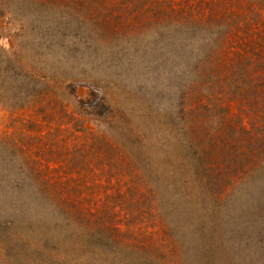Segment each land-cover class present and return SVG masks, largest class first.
Instances as JSON below:
<instances>
[{"label": "rangeland", "instance_id": "1", "mask_svg": "<svg viewBox=\"0 0 264 264\" xmlns=\"http://www.w3.org/2000/svg\"><path fill=\"white\" fill-rule=\"evenodd\" d=\"M177 1V7L189 12L196 11V6H202L204 0ZM21 4L13 7L16 12L13 14L2 10L5 16L0 18L1 23L9 28V43L0 45V195L9 196L7 199H10H1L0 220L10 219L11 222L7 223L14 236L12 242L7 240L8 226L6 222H1L0 248L5 245L6 253L9 251L15 255V264H33L41 260L49 264H139L145 258L138 259L134 252L143 247L152 250V256L157 260L174 264V251L181 246L179 238L185 237L188 242L190 238L192 242L194 240L195 236L189 232L193 229L192 224L197 222L199 213L198 209L195 211L194 184L182 185L186 193L183 196L179 193L182 181L188 178L183 176L186 174V167L181 159L177 138L187 132L185 125L190 120L188 106L194 108L191 111L197 116L200 115V101L202 105H212L213 108L217 106L216 111L220 113L218 119L206 114L208 122L215 120L216 125L221 123V118L238 125V116L245 119L249 126L250 120L255 119L258 123L264 117V85H261L264 76L251 73L248 78L253 76L252 83L249 84V79L248 83H244L241 81V65L230 66L238 55L236 51L247 54L249 48L245 44L240 48L237 37L231 35L228 43L224 40V44H229L230 47L221 46L222 49L214 56V68L211 66L201 79L200 69L196 71L188 68L186 70L189 71H182L180 75L173 74V70L166 74L155 70L154 74L150 69L149 75H155L160 89L164 91L165 86L171 88L173 83L178 88L173 89L174 93L167 97L169 103L161 108L155 106L162 116L155 115L152 118L147 107L144 110L142 105L123 99L122 93L108 91L98 85L108 84V75L119 76V71L121 75L118 64H124L125 54L109 49L114 50L115 45L123 50L129 45L137 48V45L130 43L135 38L124 36L123 33H127L131 27L143 28L147 25L146 18L152 12L145 10L144 13L135 11L126 15H112L105 9L103 18L98 17L104 22L103 27L106 29L102 30L103 41L108 39L106 46L99 45L100 39L90 33L92 27H97V23H85L86 30H90L83 35V39L88 41L86 44L81 43L80 36L74 40V31H69V38H64L63 47L50 52L46 46L32 45L27 37L23 38L26 24L31 20L43 21L44 17L41 13L27 16L25 4L19 10ZM224 5L215 16L228 11L230 5H227L228 8H224ZM3 6L8 8V4L5 5L0 0V9ZM32 7L35 11L46 8L40 4ZM56 7L60 9L54 10V15L49 19L45 17L47 24L52 27L61 21L58 23L60 26L64 18L71 24V18L63 15V9L66 8L59 4ZM72 25L75 28L76 24ZM116 30L121 35H117ZM263 37L264 30L258 37L260 42ZM163 54L168 53L157 52L156 56L153 55L154 62L160 63L156 64V68L172 64V61L167 63ZM169 54L177 65L184 68L189 62L190 67V50L178 48L171 50ZM54 63L61 69L66 81L86 77L83 81L89 82V85L78 82L70 92L61 91L64 86L58 89L54 81H47L48 78L45 77L46 74L56 73ZM32 73L41 77L33 78ZM156 84L152 83L150 89L156 87ZM108 100L113 103H107ZM156 100L161 102L159 97ZM154 101L153 99L151 103ZM255 102L259 103L258 109L252 105ZM102 103L110 109L114 107L113 113L117 115L125 113L117 117L112 127L104 123L105 119L107 122V113L97 114L94 111ZM222 104L229 107V114L222 111ZM128 107L133 110L129 112ZM206 111L208 110L204 109L202 113L205 115ZM225 114L227 118L223 117ZM48 122L61 127L47 133ZM125 122L131 132L144 135V138L152 135L156 141L142 144L149 145L148 152L153 151L155 161H162L150 170L149 185L148 181L145 184L138 177L140 168L136 167L139 162L136 149L141 151V148H134L131 143H120L117 137L118 130L128 129ZM192 124L191 120L189 126ZM151 128L156 130L145 133ZM160 128L166 131L160 132ZM188 132L194 137L200 136V126L197 130L189 129ZM74 141L82 150L80 159L73 157L71 148ZM5 147L8 152H4ZM53 148L57 151L51 152ZM6 166H11V170L5 169ZM24 167L28 168L25 171L20 169ZM1 168H4L3 171ZM15 170L16 175L7 178ZM35 173L36 176L33 175ZM178 177L181 183L176 181ZM16 184L20 189L14 187ZM188 194L191 196L188 197ZM17 195L20 198L16 200V208L12 201ZM9 203L16 209L8 208ZM162 205L165 212L159 213L158 208ZM83 213L87 214L92 224L90 218H94V214L97 220L103 215L102 229L120 241H131L130 245L138 244V248L130 251V247H117L113 254L110 253L105 241L99 242L88 234L83 216H76ZM128 214H132L131 217ZM68 215L72 216L71 223ZM167 219L171 220V226L174 223L173 228H178L175 235L167 233ZM52 223H55V227L49 228ZM188 226L192 228L189 229ZM49 231L53 234L51 241L44 239ZM183 245L182 251L186 259L183 261L186 264L190 261L191 245L190 242ZM7 247L10 249L7 250ZM192 257L193 254L191 259Z\"/></svg>", "mask_w": 264, "mask_h": 264}, {"label": "trees", "instance_id": "2", "mask_svg": "<svg viewBox=\"0 0 264 264\" xmlns=\"http://www.w3.org/2000/svg\"><path fill=\"white\" fill-rule=\"evenodd\" d=\"M1 1L5 5L8 4V8L3 6L0 9V18L5 16L2 10L5 13L10 12L13 14L15 12L13 7L15 8L18 3H22L18 7L19 10L25 4L24 8L27 11V16L43 14V21L42 19L38 20V22L31 20L26 24L23 38L27 37L32 45L46 46V48L50 49V52L64 44V38H69L67 34L69 31H74V40L80 36L81 43L86 44L88 41L83 39V35L86 33L85 31L90 32V30L89 28L86 30L85 23H97V27H92L90 33L100 39L99 45L106 46L108 39L103 41L104 33H102V30L106 31V29L103 27L104 22H101L98 17L101 16L103 18L105 9H108L112 15H126L128 12L135 11L144 13L145 10L152 12L146 18L147 21L145 20V24L147 25L143 28L131 27L127 31L128 35L123 31L124 36H132L135 38L130 43L137 45V48L129 45L123 50L120 49V46L117 47L115 45L114 50L109 49L115 52L121 51V53L125 54L124 64H118L121 75L120 71L119 76H116V74L108 75V78H110L108 84H98L108 91L122 93L123 95L121 97L123 99H127L132 104L142 105L143 109L145 108L144 110L147 107V112L150 113L152 118L155 115L162 116V113H158L159 110L156 107L161 108L164 104L169 103L167 97L174 93L173 89L177 90L178 88L173 83L171 88L165 86V90L163 91L156 84L155 75H149L151 70L154 74L155 70L161 74H166L173 70V74L177 73L180 75L182 71H189L186 70L188 68L196 69V71L200 69L201 79L202 75H206V72L210 70L211 66L214 68V56L222 49L221 46L228 47L229 44H224V40L228 43L231 35L237 37V43L240 48H243L244 44L249 48V51L246 52L247 54L236 51L239 57H237L238 55L235 56L233 64L230 65L234 67L235 65H241L243 68L241 81L244 83L247 81L248 83L249 79V84H251L253 76L248 78L251 73L264 76V37L262 42L258 38L264 30V0H204L201 3L202 6H196V11L189 12L185 8L177 7L175 4L178 3L177 0ZM179 3H181V0H179ZM36 4L44 5L46 8L35 11L32 6ZM56 4L66 8L65 10L63 9V15L71 18V24L64 17L63 24H60V26H58V23L61 21L52 27L50 24H47L48 21H45L47 20L45 17L49 19L50 16L55 14L54 10L60 9V7H56ZM223 4H225L224 8L230 5L229 8L227 7L228 11L219 14L218 17L215 16ZM50 6L55 8H51ZM94 16L96 19H93ZM73 23L76 24L75 28H72L74 26L72 25ZM120 25L123 24L120 23ZM8 30V26L0 21V45L9 43ZM96 31L101 34L99 35ZM116 34H119V30H116ZM119 35H121V32ZM27 38L25 39L27 40ZM178 48H184L192 52V56H189L191 60L190 67L189 62L186 63L184 68L177 65L175 59L169 54L171 50ZM157 52L168 53L169 55L163 54V56L168 64L170 61H172V64L169 66L163 64L164 67L156 68V64L160 63L154 62L153 55L156 56ZM249 52H252V54H249ZM179 68L182 70H179ZM53 69L56 70V73L46 74L45 77L48 78L47 81L49 79L54 81L58 89L64 86V89L62 88L61 90L63 92H70L78 82H84L89 85V82L83 81L86 80V77L82 79L75 77L72 81H66L67 78L60 72L61 69L55 63ZM176 69L178 70L177 72ZM32 75H34L33 78L35 76L41 77L37 73H32ZM260 76L256 77L258 78ZM41 82L46 83V81ZM152 83H155L156 87L153 86L150 89ZM261 85H264V82ZM156 97L160 98V103L156 100ZM153 99L155 101L152 104L151 101ZM107 103H113V101L108 100ZM222 105L223 107H220L223 109L222 111L229 114V107L225 104ZM252 105H255L258 109L259 103L257 104L255 102ZM189 107L187 112H190L188 113L190 120L188 121L190 122L192 120L193 124L189 126L188 122L185 125L187 132H184L182 136L177 138L181 159L186 167V174H183V176H185V179L186 177L188 178V180L182 181L179 193L182 196L186 193L182 185L189 186V184H194L193 189L195 192H193V197L196 198L197 207L195 211L198 209L199 213L197 222L192 224L193 229L189 232L195 237L193 242L190 238V261L186 264H264V117L258 123L255 119L248 121L250 126L241 116L236 117L239 123L238 125L222 118L220 120L221 123L216 125L215 120L208 122L209 120L207 119L209 117L207 115H214L213 118L218 119L220 113L216 111L217 106L213 108L212 105H202L200 101V115L198 116L191 111L194 108ZM209 107L211 108L210 110ZM113 108L110 109L106 104L102 103L94 108V111L97 114L107 113V122L105 119L104 123L112 127L117 117L125 114L121 113L117 115L113 113ZM204 109L208 110L205 115L202 113ZM132 110L133 108L130 107L129 112ZM214 112L215 114H213ZM226 115L223 117L227 118ZM197 118L200 119V122ZM52 123L48 122L46 124L47 128H49L47 133L61 127V125ZM125 123L128 127V123ZM160 124L162 126V123ZM198 125L200 126V136L194 137L188 131L189 129L197 130ZM117 128L119 129V123L117 124ZM155 130V128H151L150 131L145 133H153ZM165 131L166 129L160 128V132ZM151 136L146 135V138H144V135L139 136L131 132L129 127L128 129L125 128L117 132L120 143H131V146L134 148H141V151L136 149V158L139 162L137 159H134L138 162L136 167L140 168L138 177L145 184L148 181L147 185L150 184V170L154 169L159 163H162V161H155L153 159V151L148 152L150 150L149 145H142L143 143L147 144L154 140L153 136ZM39 140H41L40 137ZM12 141L16 142L13 139ZM68 145L71 144L68 143ZM71 149L74 152L73 157L80 159L82 150L76 146L75 141ZM8 151V148L5 147L4 152ZM55 151L57 150L54 148L51 149V152ZM28 167L20 169L25 171V168ZM3 169L1 168L2 171ZM5 169L11 170V166H6ZM21 173L23 172L21 171ZM11 175H16V170L15 172L11 171L7 178L12 177ZM33 175L36 176L37 174L35 173ZM176 181L181 183L179 177ZM17 186L19 185L16 184L14 187L20 189ZM21 190L18 191V194ZM187 196L190 197L191 195L188 194ZM8 197L0 195V204L2 205L3 203L1 199L5 200ZM17 198H20V196H14V200L12 201L15 202L16 208ZM7 200L10 201V199ZM7 206L10 209H16L11 203L7 204ZM160 211L165 212L163 205L158 208L159 213ZM131 215L128 214L130 217ZM193 215L195 217L196 212ZM76 216H83L82 219L85 221L86 227H88L86 231L92 236L91 238L97 239L99 242L105 241L106 246L109 248L108 251L112 254L115 252L114 248L117 247H122L123 249L130 247L131 251L139 246L138 244L130 245L132 243L131 241L124 242L113 238L102 229L104 225L103 215L100 216V220H97L94 214L95 217L90 218L93 224L89 221L87 214H76ZM15 217L17 218L18 216L15 215ZM68 218H70L71 223L72 216L68 215ZM8 221L11 222L10 219L0 220V225L2 226L1 222H6V226H8ZM166 223L167 233H174L175 235L178 228H173L174 223L172 222L171 226V220L169 219L166 220ZM52 227H55V223L49 226V228ZM7 228V240L12 242L14 236L9 226ZM188 228L191 229L192 227L188 226ZM38 230L39 226L36 227L37 232ZM51 231L44 235V239L47 241H51V238H53ZM189 242L185 237L184 239L179 238L181 246L177 251H174L176 256L173 261L174 264H185L183 260L186 259L183 255L182 247L184 243L189 244ZM9 249L7 247V250ZM151 252L152 250L149 248L143 247L139 251L136 250L134 254L138 259L145 258L139 264H165L163 261L154 258L152 256L153 252ZM191 254L194 256L192 259ZM11 258L14 259L12 260ZM10 261L15 264V255L9 251L6 253L5 245L1 246L0 264H12ZM33 264H49V262L41 260Z\"/></svg>", "mask_w": 264, "mask_h": 264}]
</instances>
